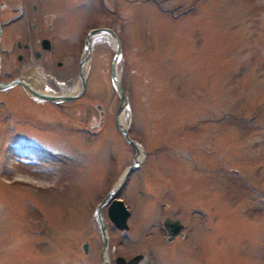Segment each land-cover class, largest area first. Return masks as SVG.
<instances>
[{"label":"rangeland","instance_id":"374dc122","mask_svg":"<svg viewBox=\"0 0 264 264\" xmlns=\"http://www.w3.org/2000/svg\"><path fill=\"white\" fill-rule=\"evenodd\" d=\"M48 1L56 24L118 30L122 120L145 154L117 192L128 227L101 206L109 261L264 264V0ZM112 49L96 39L63 106L0 90V264H101L93 208L133 154L113 122ZM166 215L182 237L166 241Z\"/></svg>","mask_w":264,"mask_h":264},{"label":"flooded vegetation","instance_id":"af4514ba","mask_svg":"<svg viewBox=\"0 0 264 264\" xmlns=\"http://www.w3.org/2000/svg\"><path fill=\"white\" fill-rule=\"evenodd\" d=\"M58 17L60 12L51 11L48 0L47 4L46 0H0V80L20 79L42 93L73 89L84 34L75 27L56 24L53 19ZM11 86L18 87L26 98L48 102L31 96L18 82Z\"/></svg>","mask_w":264,"mask_h":264},{"label":"water","instance_id":"95a60500","mask_svg":"<svg viewBox=\"0 0 264 264\" xmlns=\"http://www.w3.org/2000/svg\"><path fill=\"white\" fill-rule=\"evenodd\" d=\"M100 31H107L109 34L113 36L115 40V50H114L113 56L111 58V63H110V75L115 82V85H116V88L119 94V101L115 109L114 121L116 123L117 130L122 134L124 139L128 141L134 148V155L132 157V162L128 164L127 166H125V168L122 170L121 174L119 175L117 182L107 190V192L104 194L101 200L95 205V216H96V220L98 223L100 236H101L100 259H101L102 264H110L108 259L105 256V247L107 244V233H106V225H105L104 219L100 211V206L102 203H104L105 201L109 199V203L107 205V214L109 218L118 227H124V228L127 227L126 222H125L127 210L122 200L114 197V195L117 192V190L121 187V185L123 184L128 172L139 165L140 159L137 157V154L140 148L138 144L136 143V141L128 136L125 126L118 119V113L124 103L125 98H124V93L122 91V88L120 86L119 79L117 75L115 74L114 67H113L114 60L116 59V56L120 49V44H119V41H118V38L115 32L112 31V29L108 27H94L87 31L85 41L86 42L88 41L87 38L92 33L100 32ZM86 58L87 57H85V59ZM13 82L14 80L0 81V87L8 86ZM84 84H85V74L83 71L80 70L79 75H78V85L79 86H78L77 93L75 94H50V95H42V96L49 98V99H69L71 97L80 95L84 89ZM163 224L165 225L166 230L168 232L167 239L172 238L176 233L181 234L180 228L182 227V224L179 222L178 219L171 220L166 217L163 221ZM83 247H85V244H83ZM137 257H139V255L132 256L127 261H125L122 256L118 255L116 256V263L117 264H125L126 262L132 263V262H135Z\"/></svg>","mask_w":264,"mask_h":264},{"label":"bare ground","instance_id":"6f19581e","mask_svg":"<svg viewBox=\"0 0 264 264\" xmlns=\"http://www.w3.org/2000/svg\"><path fill=\"white\" fill-rule=\"evenodd\" d=\"M37 82V81H36ZM35 82V83H36ZM34 84V83H33ZM38 87V86H37ZM108 203H109V199L105 202V204H106V206L108 205ZM100 209H101V207H100ZM105 249H106V247H105ZM88 250V249H87ZM106 255V254H105Z\"/></svg>","mask_w":264,"mask_h":264}]
</instances>
